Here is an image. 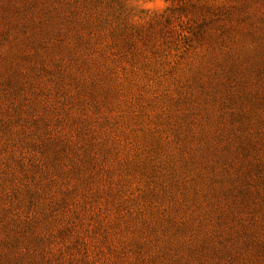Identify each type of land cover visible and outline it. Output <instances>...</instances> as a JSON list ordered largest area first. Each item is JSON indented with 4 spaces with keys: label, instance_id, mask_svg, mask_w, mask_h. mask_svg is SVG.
Listing matches in <instances>:
<instances>
[{
    "label": "rangeland",
    "instance_id": "374dc122",
    "mask_svg": "<svg viewBox=\"0 0 264 264\" xmlns=\"http://www.w3.org/2000/svg\"><path fill=\"white\" fill-rule=\"evenodd\" d=\"M0 264H264V0H0Z\"/></svg>",
    "mask_w": 264,
    "mask_h": 264
}]
</instances>
